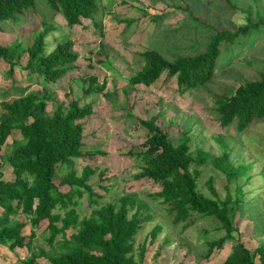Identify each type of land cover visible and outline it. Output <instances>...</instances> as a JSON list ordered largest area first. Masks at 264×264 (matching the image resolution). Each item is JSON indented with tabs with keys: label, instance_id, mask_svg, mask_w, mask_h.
<instances>
[{
	"label": "rangeland",
	"instance_id": "374dc122",
	"mask_svg": "<svg viewBox=\"0 0 264 264\" xmlns=\"http://www.w3.org/2000/svg\"><path fill=\"white\" fill-rule=\"evenodd\" d=\"M98 1L97 28L88 19H82L80 24L71 27L66 26L62 16L52 11L44 0H35L33 8L26 9L13 20L0 22L1 45L16 41L24 49L31 41L32 31L41 30V22L45 21L53 28L46 37L47 51L56 42L70 39L78 55L65 75L49 85L36 81V74L26 73L23 59L12 67L10 74L7 62L0 60V102L10 101L21 89L27 92L47 87L54 97L47 105L48 112L51 106L65 98L77 99L81 106L91 104L92 113L80 120L83 125L80 150L93 154L74 159V169L77 173L84 166L95 169L87 183L97 194L93 197L96 205L87 204L83 195L78 199L76 210L80 216H88L98 206L115 202L123 194L133 195L141 205L137 207L139 212L150 215L132 240L134 248L140 244L145 246L142 264H221L236 240L249 250L257 246L264 248V118L252 122L240 133L234 123L221 127L214 110L215 95L227 96L239 81L256 79L264 70V27L250 30L246 39L238 37L231 45L221 44L214 76L204 86L181 94L174 78L164 80V74L150 86L128 88L125 80L140 67L137 52L152 48L167 59L181 53L201 52L211 32L203 24L234 28L245 24L247 17L252 21L257 18L264 21V0ZM186 4L191 16L184 8ZM194 17L202 24L195 22ZM122 18L133 19V22L124 27V22L117 21ZM100 43L104 45V54L97 52ZM90 75L95 76L97 82H103L102 93L113 92L114 96L109 99L101 93L83 96V80ZM154 115H157L156 124L172 142L181 131L188 130L190 150L199 146L216 156L225 150L233 166L242 165L237 170V178L229 183L223 173L209 162L199 167L201 173L197 189L204 195H209L204 185L207 179L212 180L220 199L224 197L226 187L231 197L237 186L242 192V201L229 205L234 226L231 233L233 240H226L220 248H214L207 258L203 256L206 241L223 235V231L217 229V223L201 217L192 218L188 225L187 221L173 223L168 206L152 197L159 190L158 184L147 178L133 177L141 163L127 152L139 150L145 138L146 130L138 120ZM18 138V132L12 131L0 151L3 180H13L4 157L10 142ZM220 138L224 146L219 143ZM61 188L67 190L65 185ZM13 218L26 223L22 233L28 234V219L20 213ZM154 224H160L162 229L150 242L148 232ZM33 231L35 244L47 249L43 241L45 234ZM71 232L68 229L66 235ZM25 256L24 249L10 250L0 245V264H15ZM38 261L46 264L42 259ZM254 264H257V259H254Z\"/></svg>",
	"mask_w": 264,
	"mask_h": 264
},
{
	"label": "trees",
	"instance_id": "16d2710c",
	"mask_svg": "<svg viewBox=\"0 0 264 264\" xmlns=\"http://www.w3.org/2000/svg\"><path fill=\"white\" fill-rule=\"evenodd\" d=\"M34 1L0 0V22L13 20L21 12L33 8ZM44 2L62 16L68 27L80 24L82 19H88L95 28L99 27L95 19L100 11L98 0ZM184 8L190 13L187 4ZM151 18L157 19L158 16ZM193 20L202 24L197 17ZM246 20L245 24L234 28L203 24L211 32L201 52L181 53L171 59L152 48L137 52L141 64L138 70L125 77L128 88L150 86L161 74H164V80L173 77L181 94L204 86L214 76L221 44L231 45L238 37H247L250 30L264 27L261 18L252 21L247 17ZM117 21L124 22L126 27L133 19ZM41 23L42 29L32 31L31 41L24 49L16 41L5 46L0 44V60L7 62L10 74L12 67L23 59L26 73L36 74V81L49 85L65 75L78 55L70 39L56 42L47 51L46 37L53 28L45 21ZM97 52L105 53L102 43ZM103 89V82H97L96 77L90 75L83 80L81 93L83 96L101 93L106 99L114 96L113 92L102 93ZM50 91L47 87L27 92L21 89L10 101L0 102V151L12 131L16 130L20 136L10 142L3 159L10 167L13 180L1 179L0 170V245L10 250H25L26 256L15 264H40L39 259L46 264H142L145 246L140 244L134 248L132 240L150 215L139 212L137 207L141 205L133 195L123 194L115 202L98 206L88 216L78 214L76 205L83 195L87 204L96 205L93 197L97 194L87 183L95 169L84 166L79 173L74 169V159L93 154L80 150L83 138L80 120L92 113V107L90 103L81 106L77 99L65 98L51 106L48 112L47 105L50 99L54 100ZM214 110L221 127L234 123L240 133L252 122L264 118V70L256 79L239 81L227 96L215 95ZM156 118L154 115L138 120L146 135L139 150L127 152L141 163L133 177L147 178L158 184L159 190L152 197L168 206L173 223L187 221L188 225L194 217L212 219L217 223V229L222 230L223 235L206 241L203 256L207 258L214 248H220L226 240H233L234 226L229 205L241 202L242 192L237 186L231 197L226 187V193L220 199L212 180L207 179L204 185L209 195H204L197 189L199 167L209 162L229 183L237 178V170L242 165L233 166L225 150L217 156L199 146L190 150L188 130L181 131L172 142L156 124ZM218 141L224 146L221 138ZM2 164L0 154V169ZM64 185L67 187L65 191L61 188ZM16 213L28 219V234L22 233L26 223L13 218ZM68 229L72 232L66 235ZM161 229L160 224L150 228V242ZM33 230L45 234L43 241L47 249L35 244ZM254 259L257 264H264V248L257 246L249 250L236 240L221 264H254Z\"/></svg>",
	"mask_w": 264,
	"mask_h": 264
}]
</instances>
